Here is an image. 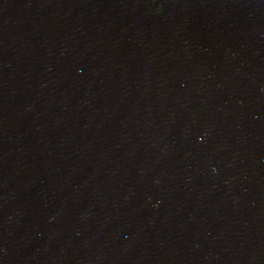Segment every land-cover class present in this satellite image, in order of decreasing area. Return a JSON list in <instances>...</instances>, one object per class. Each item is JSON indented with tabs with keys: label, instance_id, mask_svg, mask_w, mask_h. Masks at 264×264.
I'll return each instance as SVG.
<instances>
[{
	"label": "water",
	"instance_id": "water-1",
	"mask_svg": "<svg viewBox=\"0 0 264 264\" xmlns=\"http://www.w3.org/2000/svg\"><path fill=\"white\" fill-rule=\"evenodd\" d=\"M0 264H264V0H0Z\"/></svg>",
	"mask_w": 264,
	"mask_h": 264
}]
</instances>
